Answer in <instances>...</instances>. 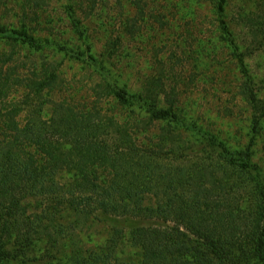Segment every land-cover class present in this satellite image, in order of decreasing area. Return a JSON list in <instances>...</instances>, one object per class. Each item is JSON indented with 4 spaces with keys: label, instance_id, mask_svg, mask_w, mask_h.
I'll list each match as a JSON object with an SVG mask.
<instances>
[{
    "label": "trees",
    "instance_id": "16d2710c",
    "mask_svg": "<svg viewBox=\"0 0 264 264\" xmlns=\"http://www.w3.org/2000/svg\"><path fill=\"white\" fill-rule=\"evenodd\" d=\"M88 1L85 17L94 10ZM132 1L125 34L139 35L150 18L169 26ZM231 1L207 0L250 110L239 149L180 116L162 72L137 88L121 83L113 70L121 37L95 54L75 0L67 9L74 44L43 36L25 16L18 27L0 23V43L10 46L0 53V264H264V164L254 160L258 144L264 160V98ZM237 3L246 36L264 46V0ZM57 53L93 75V103L62 94ZM96 223L104 236L90 243L85 230Z\"/></svg>",
    "mask_w": 264,
    "mask_h": 264
},
{
    "label": "rangeland",
    "instance_id": "374dc122",
    "mask_svg": "<svg viewBox=\"0 0 264 264\" xmlns=\"http://www.w3.org/2000/svg\"><path fill=\"white\" fill-rule=\"evenodd\" d=\"M69 1L0 0V23L18 27L25 16V23L38 25L42 28L43 36L49 33L50 37L74 44L78 39L70 30L67 15ZM177 2L178 0H141L146 15L152 12L163 15L169 21V26H160L150 18L143 25V31L133 38L125 34L123 29L127 16H135L136 9L132 0H95L93 13L88 17L85 15L90 1L75 0V5L76 16L83 21L89 42L96 50L95 54L103 50L107 39L121 37L120 47L123 53L113 69L118 73L121 83L137 88L148 77L156 79L162 72L164 90L176 95L175 105L180 116L226 138L230 147H244L249 140L250 110L238 92L240 75L235 64L228 51L217 45L208 2L183 0L179 5ZM249 2L247 1V6ZM237 9V0L231 1V23L235 26L239 40L245 43L243 51L246 54L247 68L253 76L259 96L264 98V46L253 45L252 37L246 36V28L238 21ZM47 29H51V32ZM8 51L10 46L0 43V53ZM19 52L22 56V51L17 50L16 53ZM54 59L63 62L62 94L79 104L93 103L94 77L90 71L80 63L69 60L64 53L55 54ZM158 102L159 106L167 105L164 95ZM105 106L112 108L111 104ZM157 126L158 123H155L154 131ZM260 148L261 144L255 146L254 160L263 161L264 164V160L259 157L262 155ZM85 231V234L91 233L89 237H85L90 243L91 240L100 241L104 236L101 224L98 223Z\"/></svg>",
    "mask_w": 264,
    "mask_h": 264
}]
</instances>
